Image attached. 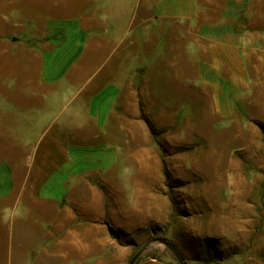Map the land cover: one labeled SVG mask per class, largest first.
<instances>
[{"label": "crops", "instance_id": "0c3cea01", "mask_svg": "<svg viewBox=\"0 0 264 264\" xmlns=\"http://www.w3.org/2000/svg\"><path fill=\"white\" fill-rule=\"evenodd\" d=\"M0 1V80L19 67L0 82V207L23 214L0 264H77L133 231L175 120L183 141L192 115L264 121V0H39L22 21Z\"/></svg>", "mask_w": 264, "mask_h": 264}, {"label": "rangeland", "instance_id": "374dc122", "mask_svg": "<svg viewBox=\"0 0 264 264\" xmlns=\"http://www.w3.org/2000/svg\"><path fill=\"white\" fill-rule=\"evenodd\" d=\"M7 3L15 20L40 13L39 0ZM18 68L15 64L7 69L1 84L17 86ZM57 100L59 96L48 99ZM178 106L180 111L188 109L187 103ZM174 119H182L178 111ZM187 120L191 140H179L182 132H177L175 120L173 146L162 157L163 182L154 191L152 205L139 207L141 223L133 231L110 228L105 250L77 264H130L143 247L134 264H179L164 241L178 249L186 264H264V121L242 108L222 121L207 118L196 125L193 115ZM21 208L15 207L12 219L11 207H0V224L15 234ZM29 217L26 232L47 223ZM17 260L13 264H58Z\"/></svg>", "mask_w": 264, "mask_h": 264}, {"label": "water", "instance_id": "95a60500", "mask_svg": "<svg viewBox=\"0 0 264 264\" xmlns=\"http://www.w3.org/2000/svg\"><path fill=\"white\" fill-rule=\"evenodd\" d=\"M164 243H166V245L173 251L177 261L179 262V264H186L185 259L183 258V256L180 254L178 249L172 243L165 242V241H164ZM143 249H144V247L133 256L130 264H134V262L136 261L137 257L141 254Z\"/></svg>", "mask_w": 264, "mask_h": 264}]
</instances>
